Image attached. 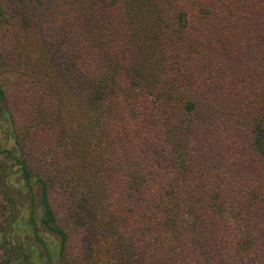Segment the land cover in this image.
I'll return each mask as SVG.
<instances>
[{"label":"trees","instance_id":"obj_1","mask_svg":"<svg viewBox=\"0 0 264 264\" xmlns=\"http://www.w3.org/2000/svg\"><path fill=\"white\" fill-rule=\"evenodd\" d=\"M2 73L0 235L264 264V0H0Z\"/></svg>","mask_w":264,"mask_h":264},{"label":"rangeland","instance_id":"obj_2","mask_svg":"<svg viewBox=\"0 0 264 264\" xmlns=\"http://www.w3.org/2000/svg\"><path fill=\"white\" fill-rule=\"evenodd\" d=\"M0 82L1 84L7 87V94L11 96L10 100L14 96H12L13 89L8 87L12 86L14 81L10 76H7V73L0 74ZM17 82V81H16ZM0 142L4 144L3 141V131L0 129ZM26 206H23L21 209L25 211ZM60 209V208H59ZM21 210H16L14 212L19 213ZM60 211V210H59ZM60 213V212H59ZM61 216V213H60ZM71 222V221H70ZM73 223V224H72ZM71 226L67 227V248L69 253L64 256L58 253L56 239L52 240V243L49 246L50 253L52 254V263L53 264H111L112 258L105 254V249L108 244L105 241L99 239L96 241L94 239L89 238L86 234L83 233L82 228L77 222V217L73 219L70 223ZM22 224L15 223L14 230L9 233H1L0 235V245L2 246V250H27L30 252L31 250L35 251L33 261L36 264H43L41 259L38 257L39 247L37 248L33 241L30 239L28 233H26L22 229ZM98 240V239H97ZM20 248V249H19ZM17 262V261H15ZM33 263V262H32ZM116 264V263H113Z\"/></svg>","mask_w":264,"mask_h":264}]
</instances>
